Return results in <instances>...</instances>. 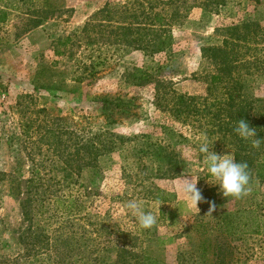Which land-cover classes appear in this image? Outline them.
<instances>
[{"label": "rangeland", "instance_id": "374dc122", "mask_svg": "<svg viewBox=\"0 0 264 264\" xmlns=\"http://www.w3.org/2000/svg\"><path fill=\"white\" fill-rule=\"evenodd\" d=\"M127 1L0 0V171L8 175L0 180V262L23 253L18 232L26 223L19 203L34 166L31 159L39 163L49 156L47 144L53 139L46 133L66 128L79 133L89 127L91 132L103 128L122 136L145 134L153 141H162L178 154L181 173L175 178H158L159 168L149 170L154 176L150 182L173 195L167 203H156L141 195L140 187L121 178L120 167L126 165L123 155L103 158L99 163L102 179L86 170L81 174V185L63 191L78 196L80 210L72 216L75 226L69 228L77 240L82 241L83 227L92 233V227H85L87 216H99L103 231L110 232L106 237L101 232L102 242L113 247L124 245L163 264H264V227L258 236L226 237L216 225L223 210L264 205V184L251 183L249 194L240 199L222 196L214 207L203 208L205 196L197 207L193 205L182 192L184 177L199 179L200 192L203 187L219 192V186L209 184L210 178L204 177L206 169L198 151L203 138H194L188 128L172 122L154 107L152 86L135 87L123 82L128 68L151 74L161 69V78L171 81L178 92L202 93L204 86L194 80L204 67L201 49L219 44L225 27L255 22L264 29V0H178V6L188 10L182 24L173 28V46L168 54L145 57L140 52L113 51L111 47L87 48L77 36L85 22L107 3L121 5ZM66 37H72L71 44L56 45ZM55 50L61 54L56 55ZM90 61L106 64L94 79L76 82L75 78L84 74L81 64ZM257 83L261 85L257 94L264 95V79L258 78ZM105 95L134 99L136 116L107 125L93 102L95 97ZM26 122L32 127L30 141L21 136ZM224 154L231 153L223 151L220 155ZM128 164L127 174H134V165ZM9 175L17 180L14 187ZM130 201L139 202L156 215L157 223L151 229L137 226L127 210ZM59 225L51 220L44 227L50 233ZM97 238L92 234V240ZM205 238L211 240L210 244L204 243ZM203 246H209V250L201 259ZM97 254L108 258L114 255L113 249L106 253L97 250ZM20 264L50 262L40 254L30 259L21 257Z\"/></svg>", "mask_w": 264, "mask_h": 264}, {"label": "trees", "instance_id": "16d2710c", "mask_svg": "<svg viewBox=\"0 0 264 264\" xmlns=\"http://www.w3.org/2000/svg\"><path fill=\"white\" fill-rule=\"evenodd\" d=\"M177 2L129 0L121 5L107 3L85 22L77 36H81L83 44L91 49L111 47L113 51L140 52L145 57L168 54L173 46V28L182 24L188 10L180 8ZM221 37L219 44L201 49L204 67L194 76V80L204 86L200 94L178 92L171 81L161 78V69L157 74H151L135 67L128 68L123 82L135 87L152 86L153 105L157 110L170 117L172 122L188 128L194 138L201 136L203 140L207 138L213 142L211 150L216 154L228 151L238 162H246L250 184H264V95H258L256 91L261 87L257 79H264V29L255 22H247L223 28ZM71 42L72 37H66L56 45L66 47ZM55 54L61 53L55 50ZM105 64L106 61L81 64L84 74L75 81L94 79ZM133 101L109 95L93 99L107 125L135 117ZM240 119L255 128L256 137L245 140L235 134L234 127ZM22 128V138L30 141L31 124L26 122ZM46 134L53 139L47 144L49 156L39 163L31 159L34 166L25 181L26 191L21 194L19 203L26 223L18 232L23 253L15 258H2L0 264H20L21 257L30 259L40 254H45L50 264H163L135 254L124 245L113 247L102 242L104 225L99 216H87L85 227H92V233L83 227L82 241L77 240L71 229L75 226L72 216L80 210L78 196L63 191L81 185V174L86 170L96 172L102 179L100 160L112 159L117 154L123 155L122 160L126 163L120 167L125 183L140 187L141 195L153 202L167 203L173 195L150 182L154 176L149 170L156 166L158 178L177 177L181 173L178 154L168 144L153 141L145 134L122 136L103 128L91 132L89 127L79 133L66 128L61 131L50 129ZM257 138L261 141L259 148L252 146V139ZM199 160L206 169L200 153ZM45 162L49 164H43ZM129 162L134 165V174H127ZM7 176L0 171V180ZM204 177L209 178L207 171ZM9 178L14 187L17 180L11 175ZM201 194L207 199L206 202L202 199L203 208L213 206L223 196L217 188L203 187ZM263 217L264 205L223 210L218 214L216 225L226 237L258 236L264 227ZM51 220H57L60 225L49 233L44 225ZM92 234L98 238L92 240ZM109 234L104 232L105 237ZM203 241L210 244L211 240L205 238ZM208 247H202L201 259ZM112 249V258L97 254V250L106 253Z\"/></svg>", "mask_w": 264, "mask_h": 264}, {"label": "clouds", "instance_id": "9594fccd", "mask_svg": "<svg viewBox=\"0 0 264 264\" xmlns=\"http://www.w3.org/2000/svg\"><path fill=\"white\" fill-rule=\"evenodd\" d=\"M234 132L238 137L245 140L257 136L255 128L250 127L244 119H240L236 123ZM260 142L259 138L252 139V146L259 148ZM212 146L213 142L205 138L198 148L199 153L204 157L208 177L212 181V183H208L218 185L224 198L240 199L247 196L250 192L251 180L247 163L238 162L231 154L218 155L211 150ZM198 180L190 176V179L184 177L182 182L184 196L196 207L198 202L203 199L200 190L197 188ZM127 210L141 229L149 230L157 223L156 215L145 210L137 201H130L127 204ZM211 211L212 208H210L209 213Z\"/></svg>", "mask_w": 264, "mask_h": 264}]
</instances>
